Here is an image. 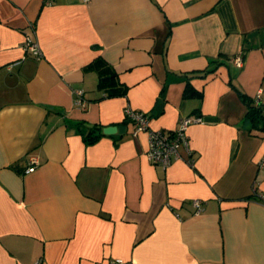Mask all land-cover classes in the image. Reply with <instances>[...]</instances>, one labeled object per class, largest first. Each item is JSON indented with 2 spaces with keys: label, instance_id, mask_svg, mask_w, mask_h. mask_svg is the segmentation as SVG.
Returning a JSON list of instances; mask_svg holds the SVG:
<instances>
[{
  "label": "crops",
  "instance_id": "1",
  "mask_svg": "<svg viewBox=\"0 0 264 264\" xmlns=\"http://www.w3.org/2000/svg\"><path fill=\"white\" fill-rule=\"evenodd\" d=\"M111 70L126 95L100 86ZM260 90L264 0H0V264H264ZM128 106L203 121L163 167ZM92 125L118 130L88 143Z\"/></svg>",
  "mask_w": 264,
  "mask_h": 264
},
{
  "label": "built area",
  "instance_id": "2",
  "mask_svg": "<svg viewBox=\"0 0 264 264\" xmlns=\"http://www.w3.org/2000/svg\"><path fill=\"white\" fill-rule=\"evenodd\" d=\"M23 48L25 54L28 56H33L37 59L43 57V53L40 49L38 39L36 37V24L30 25V30L25 32V39L23 42ZM235 61L238 65H242L244 60L242 55L235 56ZM79 98L77 100L78 105L82 108L86 106V100L83 97V91L80 90ZM264 94L263 90H260L257 99H260ZM126 118L131 119L136 123L135 134H138L142 131H147L150 136L149 149L147 151V156L150 161L156 164H160L163 167H168L174 159L182 158L180 152L181 146L188 147L189 138L187 130L189 126L196 122H202L203 118L201 116H185L181 119L180 125L178 128L173 130H163V129H153L151 128L149 116L139 110H134L131 107L126 108ZM192 164V161L189 160ZM31 167L29 172H33L36 169V164H38V158L36 155L30 156ZM202 200L195 199L193 200V205L196 209V212L203 210ZM123 260L117 259L114 264H122Z\"/></svg>",
  "mask_w": 264,
  "mask_h": 264
},
{
  "label": "trees",
  "instance_id": "3",
  "mask_svg": "<svg viewBox=\"0 0 264 264\" xmlns=\"http://www.w3.org/2000/svg\"><path fill=\"white\" fill-rule=\"evenodd\" d=\"M99 60L96 65L99 66ZM105 68V67H104ZM117 73L111 70V73L102 74L100 77V86H107L108 95H126L127 88L123 83L116 81ZM199 93L191 86L188 85L185 90L187 97L198 95ZM242 94V93H241ZM244 96V94H242ZM245 97V96H244ZM248 102V112L245 118V124L252 129L264 131V94L260 99L245 98ZM127 119V118H126ZM104 127L102 125H92L88 127V131L84 134L85 141L91 143L97 140L103 133Z\"/></svg>",
  "mask_w": 264,
  "mask_h": 264
},
{
  "label": "water",
  "instance_id": "4",
  "mask_svg": "<svg viewBox=\"0 0 264 264\" xmlns=\"http://www.w3.org/2000/svg\"><path fill=\"white\" fill-rule=\"evenodd\" d=\"M117 130L118 127L116 125H108L104 127L103 132L106 134H114L117 132Z\"/></svg>",
  "mask_w": 264,
  "mask_h": 264
}]
</instances>
